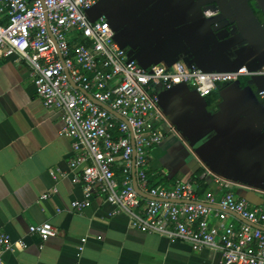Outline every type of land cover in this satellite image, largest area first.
Wrapping results in <instances>:
<instances>
[{
    "label": "crops",
    "instance_id": "1",
    "mask_svg": "<svg viewBox=\"0 0 264 264\" xmlns=\"http://www.w3.org/2000/svg\"><path fill=\"white\" fill-rule=\"evenodd\" d=\"M226 1L98 0L88 17L105 14L117 43L145 67L172 70L181 61L207 72L248 68V74L218 83L204 97L186 83L170 89L154 84L158 124L166 136L152 148L147 171L153 185L171 186L196 182L202 170L199 179L207 187L198 188V199L207 191L217 198L233 191L259 206L264 204V0H248L259 10L240 21L237 34L219 39L213 29L216 11L208 8ZM63 126L59 113L37 96L27 64L0 58V228L28 243L26 249L2 252L5 264H222L219 250L195 251L185 240L133 227L127 212L101 196L81 212L73 209L84 190L73 182L81 170L70 168L72 140L61 135ZM43 222L58 230L45 241L29 233L30 225Z\"/></svg>",
    "mask_w": 264,
    "mask_h": 264
},
{
    "label": "built area",
    "instance_id": "2",
    "mask_svg": "<svg viewBox=\"0 0 264 264\" xmlns=\"http://www.w3.org/2000/svg\"><path fill=\"white\" fill-rule=\"evenodd\" d=\"M97 2L0 0V58L27 64L37 96L59 113L61 135L72 140L70 168L81 170L73 182L82 183L84 190V199L73 200L72 208L81 212L101 196L144 232L185 240L195 251L219 250L222 264H264V204L253 206L233 191L219 198L207 191L198 199L195 181L153 185L147 171L152 148L166 136L158 124L160 95L152 91L154 84L170 89L186 83L204 97L218 83L248 74V68L207 72L181 61L172 70L145 67L117 43L105 14L88 17ZM134 176L146 195L135 188ZM215 182L225 184L219 178ZM57 231L50 222L29 226V233L43 241ZM27 247L24 239L14 240L0 228V264H5L2 252Z\"/></svg>",
    "mask_w": 264,
    "mask_h": 264
},
{
    "label": "water",
    "instance_id": "3",
    "mask_svg": "<svg viewBox=\"0 0 264 264\" xmlns=\"http://www.w3.org/2000/svg\"><path fill=\"white\" fill-rule=\"evenodd\" d=\"M208 9L216 11V17L217 20L213 24V29L216 31L217 37L219 39H225L231 35H235L238 33L239 30V23L241 20H244L246 18H249L253 15V9L259 10V6L255 3L250 4L248 0H242V1H233V0H227L224 4H213ZM75 87L78 89L79 86L73 83ZM86 95H88L91 99L96 101L93 96L87 92L84 91ZM101 106L105 107L106 109L112 111L116 116H118L121 120L126 121L125 118L120 116L117 112H115L113 109H111L108 105L96 101ZM259 127L263 128V123L259 122ZM134 186L138 191L146 195L143 191L140 190L136 178L134 176Z\"/></svg>",
    "mask_w": 264,
    "mask_h": 264
},
{
    "label": "trees",
    "instance_id": "4",
    "mask_svg": "<svg viewBox=\"0 0 264 264\" xmlns=\"http://www.w3.org/2000/svg\"><path fill=\"white\" fill-rule=\"evenodd\" d=\"M201 173H202V170H200L198 173H196L194 176V179L196 180V183L198 184L199 190L203 191L207 187V184L204 182L203 179H199ZM149 178H150V176H149ZM149 181L152 184L151 178Z\"/></svg>",
    "mask_w": 264,
    "mask_h": 264
}]
</instances>
